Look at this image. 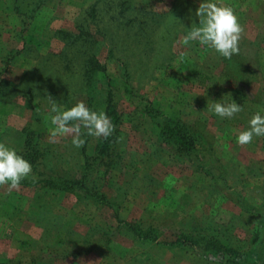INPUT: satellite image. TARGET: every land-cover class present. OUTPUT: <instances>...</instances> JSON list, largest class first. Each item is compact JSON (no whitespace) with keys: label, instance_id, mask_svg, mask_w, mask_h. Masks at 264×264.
I'll return each mask as SVG.
<instances>
[{"label":"rangeland","instance_id":"374dc122","mask_svg":"<svg viewBox=\"0 0 264 264\" xmlns=\"http://www.w3.org/2000/svg\"><path fill=\"white\" fill-rule=\"evenodd\" d=\"M96 1L44 0L30 25L25 48H21L22 41L12 35L16 28L21 27L20 19L16 14L3 12L5 3L3 0L0 2V68L10 49L12 54L21 49L13 54L11 64L2 74L10 83L0 86V141L17 149L23 145L24 126L41 130L43 140L58 144L64 150V166L74 172L82 169L83 146L73 145L71 135L50 137V129L54 127L51 116L55 114L51 108L55 102L60 110L68 109L78 101L85 102L86 96L80 95L73 100L62 98L70 101L66 104L51 95V82L44 77L48 73L46 67L53 64L48 62L55 59L52 54L59 52L60 45L64 43L63 34L56 30L73 29L78 23L92 29V23L96 21L94 11L87 10ZM144 2L127 0L128 4L123 7L129 9L130 5H142ZM223 2L233 7L244 26L240 41H243L245 52L251 53L252 47L245 45L259 40V11L253 7L252 0ZM199 3L200 0H154L155 17H144L135 7L127 15L129 20L118 11L109 10L106 11L108 15L101 18L106 27L116 28L127 22L122 30L127 48L120 49V46L108 61L109 67L117 70L115 85L123 89L127 82L133 92L131 96L130 92L123 93L120 109L125 113L133 110L136 103L132 97L144 99L190 123H204L212 134L211 138L213 136L211 149L209 144L202 143L200 137L199 150L179 153L166 144L162 156L153 151L155 145L147 141L143 125L125 122L122 131L129 150L125 159L127 170L113 171L106 178L104 190L116 199L122 217L164 221V237L167 239L173 238L180 229L204 227L208 233L225 231L222 234L230 237L231 242L249 245L238 264H253L257 253H264L261 241L264 238V217L248 212L244 202L256 207L262 204L264 137H254L250 144L239 145L235 137L247 124L237 117L247 114L239 112L232 118H221L209 111L212 100L222 98L225 102L228 89L215 80L202 79L198 73L195 75L194 69L209 70L208 67L217 62L216 56L198 41H192L188 46L179 42L188 28L199 22L195 16ZM106 4L111 5V0ZM85 12L90 14L87 20L82 19L81 13ZM146 21H153V31L143 26ZM105 38L110 40L114 37L108 34ZM98 40L102 41V47L105 46L104 39ZM260 45V62L264 68V42ZM83 49L85 46L74 49L80 59L77 65L83 63ZM89 55L104 59L108 52L105 46L96 51L93 48ZM36 64L40 69H32ZM42 64L43 67L40 66ZM216 65L214 68L221 67V64ZM29 69L32 70L27 73ZM53 69L57 67L51 65L50 70ZM36 77L40 80L34 84ZM98 78L102 80L100 75ZM76 80L68 83L70 87L78 86L80 78ZM33 86L37 98L41 99L39 116L25 103L30 95L29 87ZM260 87L259 80H252L248 89L256 93ZM67 91L71 92V89ZM80 194L78 191L50 196L38 186L10 189L8 185H0V254L15 256L22 243L46 246L56 239L61 240L67 229L80 237L79 233L99 231L108 223L116 224L113 208L106 206L101 211L97 210L87 201H78ZM257 225L262 227L261 237L252 244ZM104 238L90 252L58 259L56 264H225L218 260L197 261L185 252L167 249L154 242H140L123 230L109 241Z\"/></svg>","mask_w":264,"mask_h":264},{"label":"trees","instance_id":"16d2710c","mask_svg":"<svg viewBox=\"0 0 264 264\" xmlns=\"http://www.w3.org/2000/svg\"><path fill=\"white\" fill-rule=\"evenodd\" d=\"M3 1L5 3L2 8L3 12L16 14L20 19L21 27L16 28L12 35L20 39L23 44L21 48H25L28 43L26 36L30 31V25L37 17L38 9L44 0ZM106 1L97 0L95 4L90 5V10H87L88 12L94 11L93 15L96 21L92 23V29L85 28L82 23H78L73 29L62 28L56 30L58 33L63 34L64 43L60 45L59 52L52 54L55 59H51L48 62L53 64L46 67L48 73L44 78L51 82L50 88L53 92L51 95L55 98H60L68 104L70 101L62 98L73 100L80 95L86 96L84 100L88 107L106 112L114 126L111 135L107 138L90 136L82 129V136L85 138V143L82 145L83 162L81 164L82 169L76 172L64 166V150L58 144L43 140L42 131L29 127V125L23 128V145L17 150L33 166L32 174L21 181L20 187L38 186L43 189L45 194L50 196L78 193L79 191L81 194L78 201H87V203L92 204L100 211L106 206L113 208L114 217L117 220L116 224L108 223L107 227L99 231L92 230L83 234L79 233L80 237H77L78 235L74 236L72 234L73 230L67 229L65 230L66 235L61 240L58 241L56 239L46 246L38 247L34 244L22 243L17 249L15 256L0 254V264H56L58 259L76 257L90 252L100 243L99 241L103 237H105L106 241H109L116 233L122 230L140 242H154L167 249L185 252L197 261L218 260L225 264H238L245 252H247L249 245L231 242L230 237L222 234L225 231L208 233L204 227H195L191 230L180 229L175 232L173 238L167 239V237H164L166 227L164 221L154 222L151 220L146 221L142 218L126 219L122 217L119 209L120 205L115 198L110 197L104 190L106 178L113 174V171L125 172L127 170L125 159L129 150L124 143V132L122 131V126L125 122L143 125L147 141L151 145H155L153 151L161 153L162 156L165 153L164 146L166 144L171 145L177 152L181 153L199 150L197 144L200 137H202V143L209 144L210 149L212 148L210 143L213 142V136L211 138L212 134L204 123L198 121L190 123L174 116L170 111L160 109L149 101H144V99L135 100V97H132L136 103L135 108L126 113L120 109L119 105L124 95L123 93L130 92L131 96L133 92L130 91L127 82L123 85V89L115 85L117 83V70L109 67L108 61H110V56L115 54V50L120 46V49H122L127 45L122 32L127 22H124L123 26H117L116 28L106 27L101 18L107 16L106 11L109 10L118 11L121 16L128 19L127 15L130 13V9L135 7L139 9L140 15L148 18L155 17L156 8L152 5L154 0H145L142 5H130L129 9L125 6L123 7L127 0H111V5L106 4ZM252 3L253 7L259 11L261 17L258 21L260 26L258 42L245 45V47H252L251 53L245 52L243 41H240V52L234 54L231 59L224 58L214 50L208 49L215 54L217 62L210 65L208 67L209 70L204 68L194 69L195 75L198 73V76L199 74L202 75V79L215 80L225 89H228L225 103L234 99L236 103L242 105L243 110L241 112L247 115H239L237 119L246 124L249 120V115L256 111L264 113V68L260 62L262 52L260 43L264 42V0H252ZM118 6L119 8H115ZM81 14L83 20H87L90 17L89 13ZM146 22L143 26L148 31H153V21ZM108 34L114 38L106 40L105 37ZM98 38L105 41L104 44L108 55L104 59L89 55L93 48L96 51L105 47H102V41L98 40ZM77 46H85V49H83L85 50L83 53L84 59L81 65L76 63L77 60H80L74 53V49ZM20 51L21 49L19 48L13 54ZM13 54L12 49H10L3 67L0 68V86L10 83L6 77H2V74L11 64ZM216 64H221V67L219 69L218 67L214 68L217 66ZM51 65L52 67H57V69L62 67L63 70H50ZM40 66L43 67L44 65ZM127 67L129 65H126ZM32 69L38 70L40 67L36 64ZM31 70H27V73ZM81 72H83V76H81ZM99 75L102 78L101 81L98 78ZM77 77L80 78L78 86L70 87L68 83H74ZM39 80L40 77H36L34 84ZM252 80L261 82V87L256 93L249 92L248 89ZM68 89H71V92H68ZM28 93L30 95L25 99V103L32 107L37 116H39L41 99L37 98L34 86L29 87ZM227 196L229 197L230 195ZM244 203L248 212L262 218L264 217V197L262 204L257 207L247 201ZM258 224L260 223L258 222ZM261 231L262 227L257 225L253 231L252 244L260 239ZM261 241L262 250H264V238ZM257 256L253 264H264V253H257Z\"/></svg>","mask_w":264,"mask_h":264},{"label":"clouds","instance_id":"9594fccd","mask_svg":"<svg viewBox=\"0 0 264 264\" xmlns=\"http://www.w3.org/2000/svg\"><path fill=\"white\" fill-rule=\"evenodd\" d=\"M195 16L199 22L188 28L180 43L188 46L190 42L198 41L200 45L227 59L240 52V40L245 29L233 7L223 0H200ZM208 107L209 111L221 118H232L243 110V106L234 99L227 103L222 102V98L212 100ZM51 112L55 114L51 116L54 127L50 129V137L71 135V143L76 147L85 143L82 129L90 136L105 138L113 131L114 126L108 114L88 107L83 101L65 110H60L54 102ZM254 137H264V113L260 111L251 115L247 127L238 131L235 140L239 145H247ZM32 171L33 166L28 159L15 147L0 141V185H8L10 189L18 188Z\"/></svg>","mask_w":264,"mask_h":264}]
</instances>
